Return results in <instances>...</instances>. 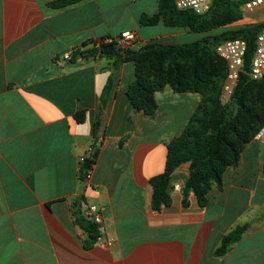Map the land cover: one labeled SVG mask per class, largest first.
<instances>
[{
  "label": "crops",
  "instance_id": "crops-1",
  "mask_svg": "<svg viewBox=\"0 0 264 264\" xmlns=\"http://www.w3.org/2000/svg\"><path fill=\"white\" fill-rule=\"evenodd\" d=\"M58 1L0 0V264H264V141L245 145L204 206L183 193L188 166L181 165L170 177L169 204L153 210L150 181L163 173L166 146L201 96L165 86L154 94L153 117L134 111L125 93L134 64L108 42L130 30L137 50L190 44L206 32L162 14L160 0L53 7ZM93 150L86 180L80 158ZM90 205L104 223L100 241L86 248L75 214Z\"/></svg>",
  "mask_w": 264,
  "mask_h": 264
},
{
  "label": "trees",
  "instance_id": "trees-1",
  "mask_svg": "<svg viewBox=\"0 0 264 264\" xmlns=\"http://www.w3.org/2000/svg\"><path fill=\"white\" fill-rule=\"evenodd\" d=\"M79 1L59 0L52 6L61 8ZM160 10L162 14L175 16L178 24L194 32H207L243 18L239 4L230 0H213L209 11L202 16L176 10L172 0H160ZM262 31L264 21L238 26L190 44H149L137 50L121 52L122 59L133 62L135 67V79L125 89L134 111H141L148 118L153 117L157 108L154 94L165 86L177 93H197L201 96L182 133L166 146L163 173L150 181L153 210L157 211L169 204L167 191L170 177L181 165L188 166L183 193L192 191L198 205L204 206L211 185L220 184L225 169L238 164L242 149L264 124V77L259 80L248 77L255 40ZM235 38L246 42L243 72L229 101L222 104L220 94L226 65L216 55L215 46L221 41ZM108 90L109 86L103 90L101 109L105 105ZM96 153L93 150L89 161L91 164ZM75 222L87 233L85 247L90 248L99 236L97 226L77 213ZM244 230L245 227L236 228L225 236L218 254L237 241Z\"/></svg>",
  "mask_w": 264,
  "mask_h": 264
},
{
  "label": "built area",
  "instance_id": "built-area-1",
  "mask_svg": "<svg viewBox=\"0 0 264 264\" xmlns=\"http://www.w3.org/2000/svg\"><path fill=\"white\" fill-rule=\"evenodd\" d=\"M213 0H172L173 6L178 11H190L195 15H205ZM239 4V9L243 14H254L258 10L264 12V0H230ZM136 41V34L133 31L126 30L121 32L118 36L112 38L108 42L115 43L122 50H133ZM216 55L225 62L226 75L222 84L220 101L226 104L235 88L239 75L243 72L244 57L246 54V42L240 38L227 39L219 42L215 46ZM67 56L66 58H68ZM248 77L251 80H259L264 77V31L260 32L255 40L254 53L250 61ZM257 141H264V124L258 129L254 135ZM92 151L89 152L88 158H80V163L90 161ZM84 177L89 179L92 164L84 169ZM174 189H179V184L174 185ZM86 220L94 223L98 230L104 223L100 208L95 205H90L86 208L84 216ZM100 236L96 241H100ZM107 246L113 243L111 240L105 241Z\"/></svg>",
  "mask_w": 264,
  "mask_h": 264
},
{
  "label": "rangeland",
  "instance_id": "rangeland-1",
  "mask_svg": "<svg viewBox=\"0 0 264 264\" xmlns=\"http://www.w3.org/2000/svg\"><path fill=\"white\" fill-rule=\"evenodd\" d=\"M242 15H243V18L236 23L238 26H243L246 24L260 23V22L264 21V12L261 10H258L254 14H242ZM223 30H224L223 28H218V29L210 30L208 33L206 32V34L195 33L196 34L195 35V41L201 39L205 35L218 34V33L222 32Z\"/></svg>",
  "mask_w": 264,
  "mask_h": 264
},
{
  "label": "water",
  "instance_id": "water-1",
  "mask_svg": "<svg viewBox=\"0 0 264 264\" xmlns=\"http://www.w3.org/2000/svg\"><path fill=\"white\" fill-rule=\"evenodd\" d=\"M108 48L110 50H114V46L113 45H109ZM90 165V162L86 161L84 164H83V168H87L88 166Z\"/></svg>",
  "mask_w": 264,
  "mask_h": 264
}]
</instances>
